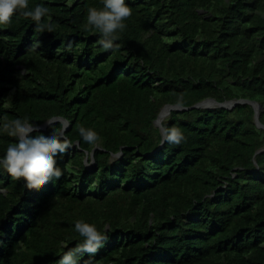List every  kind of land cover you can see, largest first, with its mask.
<instances>
[{
  "label": "trees",
  "instance_id": "trees-1",
  "mask_svg": "<svg viewBox=\"0 0 264 264\" xmlns=\"http://www.w3.org/2000/svg\"><path fill=\"white\" fill-rule=\"evenodd\" d=\"M127 2L114 50L85 30L101 0H29L48 7L51 32L17 14L0 25V117L65 120L71 145L62 176L39 187L0 170V264H57L82 241L77 219L107 236L92 264H264V130L253 106L172 111L162 123L180 129L179 145L161 146L155 126L178 99L255 102L264 126V0ZM81 126L98 133L96 146ZM53 128L64 126L44 131ZM13 142L0 134V155Z\"/></svg>",
  "mask_w": 264,
  "mask_h": 264
},
{
  "label": "clouds",
  "instance_id": "clouds-1",
  "mask_svg": "<svg viewBox=\"0 0 264 264\" xmlns=\"http://www.w3.org/2000/svg\"><path fill=\"white\" fill-rule=\"evenodd\" d=\"M65 2L68 6L71 5V0ZM101 3L100 8H87L85 30L90 29L99 34L98 44L104 50H114L117 33L126 27L124 21L131 16L132 9L127 0H101ZM14 14L30 18L35 23V31L43 33L53 30L51 23L42 22L49 14V9L44 3L30 7L29 0H0V25H8ZM38 46L39 42H34L30 48L35 50ZM180 103L181 100L178 99L177 105ZM46 123L53 126L59 123V120L57 117H50ZM78 132L82 140L89 145L96 146L100 141V136L91 127L81 126ZM0 134L15 138V142L10 143L3 155H0V170L13 178H25L29 187H39L62 176L58 158H63L71 146L62 130L53 128V131L48 132L28 118L5 121L0 117ZM183 139V133L178 127L173 126L165 130L164 142L179 145ZM90 155L91 153H85V158ZM115 155L118 157L120 153ZM74 230L82 237V241L65 251L57 264H80L85 255L89 257L85 264H92V257L107 239L105 232L98 229L95 223L84 219L75 221ZM61 245L66 247L62 241Z\"/></svg>",
  "mask_w": 264,
  "mask_h": 264
},
{
  "label": "water",
  "instance_id": "water-1",
  "mask_svg": "<svg viewBox=\"0 0 264 264\" xmlns=\"http://www.w3.org/2000/svg\"><path fill=\"white\" fill-rule=\"evenodd\" d=\"M240 104H249L251 106H253V108L255 109V123L257 124L258 128L260 129H263L264 130V126L260 124V105L255 103V102H249V101H238V102H227L225 104H219L217 103L215 100H207V101H204L192 108H183V107H180V106H168L166 108H164L162 110V112L160 113V115L158 116L157 120L155 121V126L157 128H159V130L161 131L162 135H163V143L161 146H163L165 144L164 142V134H165V128L163 127V123H161V119L163 118V116L165 115V113L169 114L172 112V111H189V110H192V109H202V108H214V107H217V108H225V109H233L235 106L237 105H240ZM164 114V115H163ZM59 122H62L63 123V126H64V129H63V134H65L66 132L69 131L70 129V124L65 121V120H61V119H58ZM48 126V124H45L43 126H41V129L42 130H45ZM96 151V149L93 151L92 155H91V162L93 164V166H95V163H94V152ZM88 157L86 159V164H88Z\"/></svg>",
  "mask_w": 264,
  "mask_h": 264
},
{
  "label": "bare ground",
  "instance_id": "bare-ground-1",
  "mask_svg": "<svg viewBox=\"0 0 264 264\" xmlns=\"http://www.w3.org/2000/svg\"><path fill=\"white\" fill-rule=\"evenodd\" d=\"M164 115V114H163ZM168 117V114L165 113V115L163 116V118L161 119V123Z\"/></svg>",
  "mask_w": 264,
  "mask_h": 264
}]
</instances>
